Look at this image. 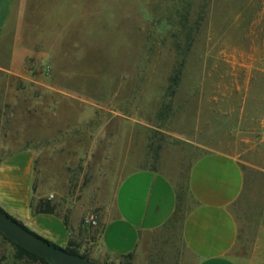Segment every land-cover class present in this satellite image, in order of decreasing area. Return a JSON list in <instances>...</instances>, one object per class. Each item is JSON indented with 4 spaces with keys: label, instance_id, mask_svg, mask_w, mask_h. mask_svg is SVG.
Segmentation results:
<instances>
[{
    "label": "rangeland",
    "instance_id": "rangeland-1",
    "mask_svg": "<svg viewBox=\"0 0 264 264\" xmlns=\"http://www.w3.org/2000/svg\"><path fill=\"white\" fill-rule=\"evenodd\" d=\"M11 5L0 30V160L34 152L36 197L72 226L99 228L130 173L161 172L181 190L195 160L226 153L245 173L235 255L264 264V0ZM178 254L161 253V264ZM19 255L0 235V264H42Z\"/></svg>",
    "mask_w": 264,
    "mask_h": 264
},
{
    "label": "crops",
    "instance_id": "crops-1",
    "mask_svg": "<svg viewBox=\"0 0 264 264\" xmlns=\"http://www.w3.org/2000/svg\"><path fill=\"white\" fill-rule=\"evenodd\" d=\"M11 14V0H0V30L9 28ZM35 170L30 149L0 160V207L58 247L73 242L100 264L130 254L133 264H161V253L169 250L180 254L179 264H240L235 255L239 224L232 209L243 195L245 173L231 155L210 152L195 160L181 190L161 172L130 173L116 190L113 214L99 221V228L36 213Z\"/></svg>",
    "mask_w": 264,
    "mask_h": 264
},
{
    "label": "water",
    "instance_id": "water-1",
    "mask_svg": "<svg viewBox=\"0 0 264 264\" xmlns=\"http://www.w3.org/2000/svg\"><path fill=\"white\" fill-rule=\"evenodd\" d=\"M0 232L16 245L44 259L49 264H100L57 247L31 232L0 209Z\"/></svg>",
    "mask_w": 264,
    "mask_h": 264
},
{
    "label": "trees",
    "instance_id": "trees-1",
    "mask_svg": "<svg viewBox=\"0 0 264 264\" xmlns=\"http://www.w3.org/2000/svg\"><path fill=\"white\" fill-rule=\"evenodd\" d=\"M179 79H180V72H178L172 78L173 86H177V84L179 82ZM32 207H33V210L36 213H50V214H56V215L62 216L60 210L58 209V206L55 203H53L52 200L49 199V198H44V197L37 198L36 196H34L33 197V201H32ZM0 209L5 214H7L1 207H0ZM8 216L11 217L10 215H8ZM11 218L14 219L13 217H11ZM16 221H18V220H16ZM18 222L21 225H23L20 221H18ZM24 227L27 228L26 226H24ZM0 235L4 236L1 232H0ZM4 238L6 240H8L5 236H4ZM8 241H10V240H8ZM10 242H12V241H10ZM13 244L18 249V252L20 253V255H19L20 258H27L28 260L30 259L32 261L40 262L42 264H49L47 261H45L44 259H42V258L38 257L37 255L31 253L30 251H28V250L16 245L15 243H13ZM65 250L70 252V253H73V254H76V255H81V256H83V257H85L87 259H90L87 254L80 253V251L77 249L76 244L73 243V242H71L70 245L67 248H65ZM122 258L126 260V263H124V264H132V261H133V255L132 254L124 256ZM90 260H92V259H90ZM104 264H108V263H104Z\"/></svg>",
    "mask_w": 264,
    "mask_h": 264
},
{
    "label": "built area",
    "instance_id": "built-area-1",
    "mask_svg": "<svg viewBox=\"0 0 264 264\" xmlns=\"http://www.w3.org/2000/svg\"><path fill=\"white\" fill-rule=\"evenodd\" d=\"M87 222H88V223H91V224H95V221L92 220V219H88Z\"/></svg>",
    "mask_w": 264,
    "mask_h": 264
}]
</instances>
